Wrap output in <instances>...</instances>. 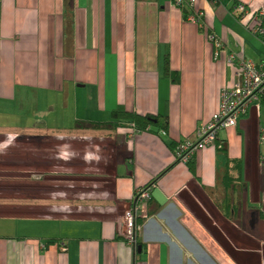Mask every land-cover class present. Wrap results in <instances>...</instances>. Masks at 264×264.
Returning <instances> with one entry per match:
<instances>
[{
    "label": "crops",
    "instance_id": "1",
    "mask_svg": "<svg viewBox=\"0 0 264 264\" xmlns=\"http://www.w3.org/2000/svg\"><path fill=\"white\" fill-rule=\"evenodd\" d=\"M239 1L250 12L242 20L232 10L235 0H197L203 19L196 25L181 8L189 0H0V114L9 116L0 119V142L11 139L0 153V192L20 203L40 177L53 183L43 190L47 202L37 205L46 210L38 207L17 224L39 232L19 235L0 226V264H264V101L198 153L197 175L169 146L193 140L212 118L220 91L236 85L242 59L264 62V45L251 31L264 0ZM66 2L74 7L71 28L64 24ZM211 35L224 42L218 56ZM166 57L173 76L165 75ZM47 100L46 121L39 105L23 125L15 120L29 114H19L17 104L31 111ZM120 105L167 114V134L77 129L78 121H108ZM99 132L114 140L101 141ZM78 133L86 139L74 149ZM12 143L19 151L9 152ZM94 143L100 150L90 151ZM55 152L60 173H24L36 170L35 157L38 168L42 161L51 166ZM230 159L242 167L236 190L222 182ZM95 165L103 166L99 192L111 194L107 202L81 198L96 178ZM171 166L139 212L140 262L142 253L125 241L126 201ZM0 206L9 213L2 221L23 216L16 203Z\"/></svg>",
    "mask_w": 264,
    "mask_h": 264
},
{
    "label": "built area",
    "instance_id": "2",
    "mask_svg": "<svg viewBox=\"0 0 264 264\" xmlns=\"http://www.w3.org/2000/svg\"><path fill=\"white\" fill-rule=\"evenodd\" d=\"M197 0H189L192 5ZM194 8V7H193ZM236 10H240L242 17L249 15V8L238 2ZM264 16V11H259L253 15L255 25L252 30L257 35H264V29L260 25V17ZM203 14L194 9L189 17V22L196 25H202ZM212 40L217 49V56L222 49L225 48L224 42L216 36L211 35ZM264 96V64L256 63L251 59H242L237 71V83L232 88H227L222 91L221 104L219 110L213 117L195 132L193 140H187L178 147L176 158L180 162H190L192 158L202 149L215 147L218 142L219 132L226 127H237L249 116H251L254 108L261 102V97ZM152 195V189L149 187L139 191L136 198L137 203L126 212V227L124 236L128 243L136 248L138 226L135 222V215L139 214L142 204H144ZM42 250L47 249L46 244H40ZM60 248L65 251V244L61 243Z\"/></svg>",
    "mask_w": 264,
    "mask_h": 264
},
{
    "label": "trees",
    "instance_id": "3",
    "mask_svg": "<svg viewBox=\"0 0 264 264\" xmlns=\"http://www.w3.org/2000/svg\"><path fill=\"white\" fill-rule=\"evenodd\" d=\"M42 1V0H41ZM218 3H222L224 0H215ZM238 2H240L239 0H235V5L238 6ZM181 8L184 11V18L189 21V17L190 15H192L194 8L191 6V4H185V5H181ZM234 12H237V17L242 20V13L240 10H234V8L232 9ZM74 7L71 4V2H66L65 8H64V12H63V17H64V24L66 28H71L73 22H74ZM256 14V13H255ZM260 25L262 27V29H264V16L260 17ZM253 28V27H252ZM251 31L253 32V30L251 29ZM253 34L256 36V38L260 39V42L264 45V35H257L253 32ZM252 60V59H251ZM254 61V60H253ZM258 63V62H256ZM264 64V62H262ZM260 64V62L258 63ZM164 71H165V75L166 76H173V72L171 70L170 67V59L168 57H166L165 59V66H164ZM260 101H264V96L261 97ZM169 117L167 114L163 115H159V114H140L135 110H128L126 107H124L123 105H120L119 107H117L116 109H114L111 114H110V118L108 119V121L105 122H93V121H78L77 123V129H94V130H106L109 132L112 131H117L120 128H128L131 129L133 132H137L139 133H144V132H150V133H156L159 135H165L167 134V130L169 129ZM238 127V126H237ZM187 140L190 139H184L181 141H177V142H172L169 144L170 148L174 151V154H176L178 147L183 144L184 142H186ZM11 146V145H10ZM9 152H17V148H13V147H8ZM196 157L194 156L192 158V160H190V162H180L179 163H183L188 165L190 171L193 173V175H197L196 173V167H197V161H196ZM234 164V165H233ZM226 168H225V173L223 172L222 175V182L225 183H230L234 186H237L240 184L241 182V178L236 177L237 173L238 175H240L241 171H242V167H241V162L237 161V160H233L230 159L227 163H226ZM173 166L166 168L163 172H161L158 176H156V178L152 179L146 186H144L143 188L139 189L136 192V195L134 197V199L132 200H127L126 204L129 208H133L136 203H137V196H138V192L145 190L147 188H151L152 189V193L153 190L156 189V187L158 186L161 178L163 175H165V173H167L168 171H170L172 169ZM152 196L151 195L150 199H148L145 203H150V201H152ZM127 209V210H128ZM158 211L157 208L154 209L153 213L155 214V212ZM8 212L4 211L3 215H7ZM23 215V214H22ZM135 222L136 225L138 226L139 230L137 233V243H136V248L134 249L133 246H131L127 239L125 238V241L128 245H130L136 252V255H141L138 256V259L140 262H144V258H143V254L145 252V246L144 244L141 242V240L139 239L140 236V229L142 228L144 222H145V218L141 217L140 214H136L135 215ZM121 238L123 239L124 237L121 236ZM55 242H50V243H45L47 245V248L49 247L50 244H53ZM139 248H141V252H139Z\"/></svg>",
    "mask_w": 264,
    "mask_h": 264
},
{
    "label": "rangeland",
    "instance_id": "4",
    "mask_svg": "<svg viewBox=\"0 0 264 264\" xmlns=\"http://www.w3.org/2000/svg\"><path fill=\"white\" fill-rule=\"evenodd\" d=\"M253 33V32H252ZM222 93V90L220 91V95H219V102H218V108L216 109V112L219 110V107H220V104H221V95ZM37 95H40V94H37ZM50 103L49 100L43 102V103H40V104H35V109L29 111L28 108L25 106V105H16L17 107V112L19 114H21V110H18V109H24L26 110L25 112L26 113H29L28 116L27 115H23L21 114L22 116L24 117H19L15 120H20V123H22L23 125V120L24 121H27V118L31 117L33 118L34 115H35V111H36V108L38 107V105L41 107V111L42 112V116L43 118H41L39 115L38 117L40 119H42L43 121H46V118H47V115L49 114V109L50 107L48 106V104ZM214 112V114L216 113ZM74 113V107L73 105L70 106L69 108V114L70 116H72ZM212 114V117L213 115ZM5 117H9L8 115H3V114H0V119H5ZM11 118V117H10ZM14 119V118H13ZM15 120L13 121H8V122H11V123H15ZM32 123V122H31ZM34 123V122H33ZM39 124H42V123H39ZM44 124V123H43ZM45 125V124H44ZM98 138L102 141L103 139H109V140H114V137L112 136L111 133H108V132H99L98 134ZM86 137H83L81 134L78 133L77 137L74 139L73 141V144H75V146H73L74 149H77V148H82L81 146H79L81 143H83V141H85ZM11 139L10 137H7V139H2L1 142H0V153H2L5 148H3V144H8V142H10ZM11 143V142H10ZM96 143L90 145V151H95L96 150H100L99 149V146L97 145L96 147H94ZM2 145V146H1ZM11 146H8V147H13V143L12 144H9ZM41 145H42V141L39 140V151H41ZM16 148V147H15ZM62 148H64V146H61L59 148H57V151L61 150ZM8 149V148H7ZM18 149V148H17ZM72 149V148H71ZM96 149V150H95ZM21 150V149H20ZM19 151V149H18ZM56 151V152H57ZM26 152H29L30 151H26ZM56 152L54 153V155L52 156V164L51 166L47 165L44 161L40 162L39 164V168H42L43 170L40 171L39 168H38V165L36 163V157L33 158L34 159V164L36 165V170H32V166L31 167H26L24 168V173L27 174L29 172H32V171H37V172H46V171H53L52 175L54 174H57V173H60V167H57L58 165H60L61 163L60 162H57L56 165H55V162L56 161H60L59 160V154L56 156ZM86 153H89L88 150L86 149L85 150ZM91 153V152H90ZM43 159V158H42ZM55 160V161H54ZM55 165V166H54ZM103 166H100V167H96V165L94 166V168L92 170H95L94 173V176L96 178H94V181L91 183V188L90 190L88 191V194L87 195H84L83 197L81 198H85V199H89V200H98V201H103V202H107L108 200H110V198L112 197L111 194H107L105 193L103 195V193L99 192V187L103 186V182L105 181V179H102L100 178L101 177V174H100V171L102 169ZM0 169H2V167H0ZM39 170V171H38ZM45 170V171H44ZM1 171V170H0ZM104 173V172H102ZM40 180H41V185L39 186V188L34 191L31 194H27L25 195L24 193L21 194V196H24V200L20 201V203H17L16 200H12V199H8V197H11L9 194H6L4 193V195H2V192H0V203L1 204H9V203H16V205L18 207H13V208H16L17 209V212L20 213V214H23V216H20V217H17L15 219H8V221H2L0 220V226H3L4 230H7V231H12L13 233H17L19 235H25V234H32L33 232H39V229L36 228V227H33V226H30V225H25V226H21L20 227V230H18L17 228V224H19V222H21L23 220V218H30L31 214H32V211H35L36 208L38 207H43L42 210H46L45 207L46 206H37V205H40V203H46L47 200H46V193L43 191L45 190L46 188L50 187L53 183L51 181H49V178L45 177V176H42L40 177ZM111 180V179H110ZM109 181V180H108ZM20 182V180H19ZM111 182V181H110ZM112 185V184H111ZM238 186L237 185L235 187V190L238 189ZM1 187V186H0ZM1 189V188H0ZM78 195H81L80 192H76L74 194V196H78ZM235 195H236V200L238 201L239 200V197H240V194H239V191H235ZM42 197V198H41ZM52 204V203H51ZM62 206H68L69 205V202H64L61 204ZM106 205V204H104ZM33 206H37V207H33ZM60 209V208H59ZM61 210V209H60ZM4 211H7L6 208L4 209V207H1L0 206V215H3V212ZM126 212H124V227H126V224H125V220H126ZM6 216V215H5ZM32 218V217H31ZM7 219V218H6ZM28 227V229L30 230H26L25 228Z\"/></svg>",
    "mask_w": 264,
    "mask_h": 264
},
{
    "label": "flooded vegetation",
    "instance_id": "5",
    "mask_svg": "<svg viewBox=\"0 0 264 264\" xmlns=\"http://www.w3.org/2000/svg\"><path fill=\"white\" fill-rule=\"evenodd\" d=\"M135 133H137L136 131H135ZM138 134V133H137ZM199 153V152H198ZM198 153L195 155V156H197L198 155ZM175 157H176V155H175ZM176 160H177V158H176ZM178 161V160H177ZM179 162V161H178Z\"/></svg>",
    "mask_w": 264,
    "mask_h": 264
},
{
    "label": "water",
    "instance_id": "6",
    "mask_svg": "<svg viewBox=\"0 0 264 264\" xmlns=\"http://www.w3.org/2000/svg\"><path fill=\"white\" fill-rule=\"evenodd\" d=\"M141 248H139V250H140ZM139 252H141V250L139 251Z\"/></svg>",
    "mask_w": 264,
    "mask_h": 264
},
{
    "label": "bare ground",
    "instance_id": "7",
    "mask_svg": "<svg viewBox=\"0 0 264 264\" xmlns=\"http://www.w3.org/2000/svg\"><path fill=\"white\" fill-rule=\"evenodd\" d=\"M192 23V22H191ZM194 24V23H193ZM254 25H255V23H254Z\"/></svg>",
    "mask_w": 264,
    "mask_h": 264
}]
</instances>
